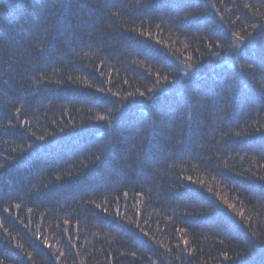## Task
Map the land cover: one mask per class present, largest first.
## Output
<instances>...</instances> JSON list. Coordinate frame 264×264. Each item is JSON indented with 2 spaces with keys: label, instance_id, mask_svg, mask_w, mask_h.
Listing matches in <instances>:
<instances>
[{
  "label": "trees",
  "instance_id": "1",
  "mask_svg": "<svg viewBox=\"0 0 264 264\" xmlns=\"http://www.w3.org/2000/svg\"><path fill=\"white\" fill-rule=\"evenodd\" d=\"M0 264H264V0H0Z\"/></svg>",
  "mask_w": 264,
  "mask_h": 264
}]
</instances>
